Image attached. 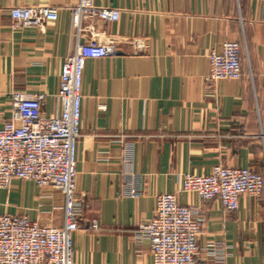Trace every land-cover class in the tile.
I'll return each instance as SVG.
<instances>
[{"label": "crops", "instance_id": "crops-1", "mask_svg": "<svg viewBox=\"0 0 264 264\" xmlns=\"http://www.w3.org/2000/svg\"><path fill=\"white\" fill-rule=\"evenodd\" d=\"M76 2L0 0V94L44 92L47 114L58 108L66 55L92 38L115 40L113 55L88 58L83 71L75 186L86 208L72 235L73 264H152L138 225L162 192L204 208L198 264H264V191L242 194L235 211L180 192L182 174L216 164L264 179V0H94L119 18L84 19L80 33ZM17 5L55 7L57 19L13 29ZM226 40L240 46L242 76L210 84L208 55ZM129 185L138 196L125 195ZM0 214L61 226L64 194L12 179L0 187ZM92 219L98 229L87 226Z\"/></svg>", "mask_w": 264, "mask_h": 264}, {"label": "built area", "instance_id": "built-area-1", "mask_svg": "<svg viewBox=\"0 0 264 264\" xmlns=\"http://www.w3.org/2000/svg\"><path fill=\"white\" fill-rule=\"evenodd\" d=\"M119 9L94 0H77L71 9L72 25L80 33L84 19L116 21ZM13 29L41 28L57 19V9L46 5H17L9 9ZM115 40L90 39L66 55L56 93L58 108L44 111L47 94L12 90L0 94V187L10 180H31L64 194L61 226L41 224L25 215L0 214V264H73L72 235L81 227L86 205L76 192V145L80 136L82 80L86 60L115 53ZM206 81L237 80L243 69L240 46L234 40L222 43L208 55ZM264 191L262 175L247 166L214 165L205 174L184 173L180 192L196 195L202 202L217 198L222 207L235 211L242 194L257 198ZM125 195L138 196L129 185ZM205 221L204 208L184 205L175 192L156 196L152 216L138 225V234L148 240L152 264H198L197 240ZM87 226L98 229L96 219Z\"/></svg>", "mask_w": 264, "mask_h": 264}]
</instances>
